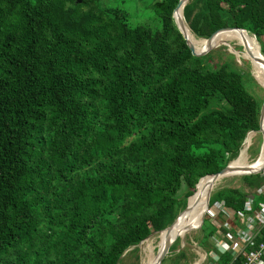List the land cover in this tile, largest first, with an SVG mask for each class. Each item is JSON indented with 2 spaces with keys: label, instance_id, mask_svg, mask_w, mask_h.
<instances>
[{
  "label": "trees",
  "instance_id": "obj_1",
  "mask_svg": "<svg viewBox=\"0 0 264 264\" xmlns=\"http://www.w3.org/2000/svg\"><path fill=\"white\" fill-rule=\"evenodd\" d=\"M144 1L134 23L108 0H0V264H124L259 130L250 72L191 52L179 0ZM183 15L199 38L243 28L264 54V0H188ZM242 180L209 207L241 210L264 176Z\"/></svg>",
  "mask_w": 264,
  "mask_h": 264
},
{
  "label": "rangeland",
  "instance_id": "obj_2",
  "mask_svg": "<svg viewBox=\"0 0 264 264\" xmlns=\"http://www.w3.org/2000/svg\"><path fill=\"white\" fill-rule=\"evenodd\" d=\"M108 1H111L113 4H116V5L119 3H123L126 6V8L132 13L131 17H133L134 23L136 21L140 20V18H141L140 10L145 3L144 0H108ZM106 3H107V1H106ZM251 36L259 45V41L256 39L255 35L251 34ZM213 50H215V52H219L221 50V51H226V52L232 53L234 55V59H233L234 65H236L238 68H241V70H243V71L247 70L248 72H250V74H251L252 78H254V80L251 79L250 77H246V78L244 77L245 85H246L248 91L255 97V99L259 103L263 104L262 102H264V87L257 80L256 73H254V69L252 67L251 62L248 59H246L244 56L241 55V53L243 51L242 46L239 45L238 43L234 42V41H231L229 43L227 42V43H223V44L222 43L217 44V46H215L213 48ZM245 76H247V74ZM251 132H253L252 133L253 136L251 138L252 144L248 147L249 149H247V152H246V160L248 162H250V164L254 163L256 161V159L258 158V156L261 152L262 144H263L262 133L259 130L251 131ZM242 149H243V147L241 148L238 156L240 155ZM259 173H261V172H259ZM242 176L243 175H229L227 177L222 178L217 184H215L211 193L215 189H218V188L223 187L225 185H230V186H234V187H239V186L244 185V182L242 180ZM255 195H256L255 201H256V204L258 205L261 200H264V195H257L256 193H255ZM216 201L211 202L212 205H210L211 211H213L214 213L217 212V210L215 208V202ZM220 215H221V218L223 219L224 215H222V214H220ZM206 216L207 215H205V220H204V223L202 224L201 227L191 229L188 232H186L185 234L180 233L181 236L178 237V239L175 241V243H173V245L171 246L173 252L171 253L169 251L168 255L165 256V258L163 259L161 264H189V261L191 259H189L188 262H183L180 259V250L185 249L186 252L188 253V255L190 257H192V256H194V255H192V253L194 252V248H195L194 245L195 244H199L200 247L205 248L209 253L215 254V252H214L215 249H213L214 246L212 245V242L214 241V236H216L217 234L222 236L227 231V227L226 226L220 227V225L218 223H215L212 218H210L209 216H207V217ZM239 223L240 222L237 219H234V225H231V227H234L236 225H240ZM210 230H213V233L209 235ZM158 235H159V233L155 232V233L149 235L147 238H145L142 241V243L138 245L139 250L136 253L131 252V251H128V253H127V251H126L125 254L123 255L124 264H142V261L145 258L144 247H147V246H150L154 249L155 253L151 254V257L153 259H155V258L158 259V254L161 252V248H162V247L160 249L158 248V243H159ZM175 236H176V234L172 238H174ZM136 255H138L139 260L136 259ZM195 258H196V255H195L194 259ZM156 262H157V260L155 261V264H156Z\"/></svg>",
  "mask_w": 264,
  "mask_h": 264
},
{
  "label": "built area",
  "instance_id": "obj_3",
  "mask_svg": "<svg viewBox=\"0 0 264 264\" xmlns=\"http://www.w3.org/2000/svg\"><path fill=\"white\" fill-rule=\"evenodd\" d=\"M261 174L264 176V169ZM255 193L264 195V184L256 188ZM255 193H249L254 194V198L247 195L243 208L236 212L224 201L215 202L216 213L209 207L206 214L213 221L218 216L221 218L220 214L224 215L221 226H226L227 231L222 236H214L212 245L215 254L195 244L196 258L190 264H264V200L257 205ZM234 219H237L240 225L231 227L234 225ZM225 252H228L230 257L224 262L222 256Z\"/></svg>",
  "mask_w": 264,
  "mask_h": 264
},
{
  "label": "bare ground",
  "instance_id": "obj_4",
  "mask_svg": "<svg viewBox=\"0 0 264 264\" xmlns=\"http://www.w3.org/2000/svg\"><path fill=\"white\" fill-rule=\"evenodd\" d=\"M182 9H179L176 14L182 16ZM237 29L233 30H225L222 33H220L216 38H215V43L220 44V43H229L231 41H234L241 45L242 47H249L251 48L253 55L254 56H249L247 53L246 49H243L241 55L244 56L246 59H248L252 67L254 69V73H256V78L257 80L261 83V85L264 87V68L263 65L257 61V57H260V48L257 42L251 38L250 36L247 35H240L242 32H248V31H242L239 30L238 32L221 39V37L231 31H234ZM187 32L188 36L191 40V42L195 45L197 49H200L204 46L205 40L197 37L189 28L187 25ZM250 33V32H249ZM235 52V51H234ZM236 53V52H235ZM263 128H264V121H263ZM253 132L249 133L247 136V139L244 143L243 149L240 153V155L231 163L232 168L234 169L233 175L236 174H241L244 172L245 168H252V169H257L259 166H261L264 163V139H263V144L261 147V152L256 159V161L252 164L246 160V152L248 147L252 144V134ZM210 177L206 176L204 177L198 186L196 187L193 195L189 198V204H190V209L186 213H184L174 229L170 232L163 231V232H158V238H159V243H158V248L160 249L164 243L165 240L167 239L168 236L171 238L177 234V233H186L189 231L191 227H197L198 224L200 223L202 216L206 210L207 206V192L210 188ZM205 197V198H204ZM169 234V235H168ZM184 236V235H183ZM142 243V242H141ZM140 243V244H141ZM144 243V242H143ZM145 251V258L142 261V264H155V259L151 257V254H154V249L150 246L144 247Z\"/></svg>",
  "mask_w": 264,
  "mask_h": 264
},
{
  "label": "water",
  "instance_id": "obj_5",
  "mask_svg": "<svg viewBox=\"0 0 264 264\" xmlns=\"http://www.w3.org/2000/svg\"><path fill=\"white\" fill-rule=\"evenodd\" d=\"M188 2V0H179L177 6L175 7L174 11H173V17H174V20H175V23L179 29V31L181 32L183 38L185 39L189 49L191 50V52L194 54V55H203L209 51H211L215 46H217V43H215V38L216 36L218 35L219 32H222V31H225V30H233V29H237V30H244V31H247L243 28H239V27H223V28H220L218 30H216L214 33H212L208 38H201L203 40H205V44L202 48L200 49H197L195 47V45L191 42L189 36H188V32H187V23L184 19V15L182 13V16L181 15H177L176 12L179 10V9H182V12H183V9H184V6L185 4ZM243 49H246L247 50V53L249 56H254L253 55V52L251 50V48H249L248 46L247 47H242ZM259 48H260V57H257V61L260 62L262 65H263V68H264V54L262 53L261 51V46L259 44ZM263 121H264V102L262 104V107H261V114H260V126H259V131L262 133L263 135V139H264V128H263ZM248 136V135H247ZM247 136L243 142V145L247 139ZM234 161V160H233ZM229 162L224 168H222L220 171L218 172H215L213 174H208V175H205L203 177H201L198 181V183L196 184V187L198 186V184L200 183V181L208 176L210 177L209 181H210V188L207 192V206H206V210L202 216V219H201V222L200 224L197 226L198 228L202 226V224L204 223V220H205V215H206V211L209 209V201H210V197H211V191L213 189V187L215 186V184H217L222 178L224 177H227L229 175H233V171L234 169L232 168L231 166V163L233 162ZM264 169V163L259 166L257 169H252V168H245L244 169V172L241 173V174H236V175H251V174H256V173H259L261 172L262 170ZM249 197L251 198H254V194H249L248 195ZM191 197V196H190ZM189 197V198H190ZM189 198H188V203H187V206L186 208L181 212L179 213V215L177 216V218L172 222V224H170L168 227H166L164 230L160 231V232H163V231H167V232H170L174 229V227L176 226V224L178 223L180 217L186 213L188 211V209H190V204H189ZM197 227H191L189 230L191 229H195ZM169 235V234H168ZM180 233L176 234V236L174 238H171L170 236L167 237V239L165 240V243L164 245L162 246L161 248V252L158 254V259H157V264H161L163 259L165 258V256L168 255L169 251H170V248L171 246L173 245V243H175V241L178 239V237H180Z\"/></svg>",
  "mask_w": 264,
  "mask_h": 264
},
{
  "label": "crops",
  "instance_id": "obj_6",
  "mask_svg": "<svg viewBox=\"0 0 264 264\" xmlns=\"http://www.w3.org/2000/svg\"><path fill=\"white\" fill-rule=\"evenodd\" d=\"M205 198V197H204Z\"/></svg>",
  "mask_w": 264,
  "mask_h": 264
}]
</instances>
